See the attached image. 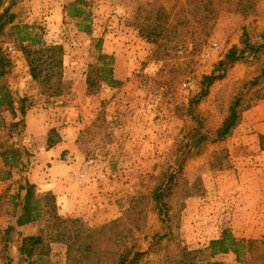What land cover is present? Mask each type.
<instances>
[{
    "label": "rangeland",
    "instance_id": "374dc122",
    "mask_svg": "<svg viewBox=\"0 0 264 264\" xmlns=\"http://www.w3.org/2000/svg\"><path fill=\"white\" fill-rule=\"evenodd\" d=\"M87 1L92 34L80 31L76 20L65 15L64 5L71 0H21L15 8L16 21L38 25L41 27L38 31L48 42L65 46L64 76L70 82V89L62 96L46 97L33 80L26 82L27 89L24 87L23 95L19 94L21 57L18 50L11 52L8 48L13 64L7 82L13 84L12 90L18 97L27 98V106L42 104L56 110L54 114L65 116L64 120L61 118L62 126L71 116L77 127V153L86 161L103 166L107 180L100 184L119 200L121 215L129 207L132 195L151 191L163 170L183 163L171 200L173 234L141 264H158L167 255L176 256L182 246L206 247L226 227L238 237L264 238V156L254 147L252 139L245 137L246 130L235 129L222 142L209 138L200 147H189L197 122L185 112L190 98L200 90L204 75L215 70L231 47L244 45V31L253 36L264 30V0L255 1L254 11L248 7V0L242 4L240 0H215L219 17L201 47L194 45L200 32L193 24L184 26L173 40L152 43L139 36L137 25L148 12L172 11L179 0ZM241 7L253 13L244 16L239 12ZM189 15L191 19L194 17L192 13ZM99 38L103 39L102 50L115 56V75L122 84L104 85L99 93L89 95L87 73L90 63L97 62ZM213 40L221 44L220 50L211 48ZM9 45L14 47L12 43ZM204 50L210 51V57H202ZM263 68L264 52L254 60L227 64L226 75L210 86L209 94L197 106L204 120V133L214 136L229 113L239 87L260 75ZM258 90L263 97L264 74ZM251 95L246 96V101L252 104L260 99ZM1 120L7 123L13 120L12 112L1 109L0 143L19 142L30 151L25 134L9 137ZM69 156L77 160L76 155L69 153ZM2 163L0 155V170ZM17 186L16 182L7 180L0 183V196L16 192ZM12 221V217L0 214V229ZM43 225L40 221V227ZM158 230L164 231V226L158 212L150 206L147 225L138 235L143 247L147 248ZM20 245L16 244L9 252L17 255L13 264L23 262L16 250ZM52 255L49 263L65 264L62 250L53 251L52 246ZM218 258L227 264H238L234 253L221 254Z\"/></svg>",
    "mask_w": 264,
    "mask_h": 264
},
{
    "label": "trees",
    "instance_id": "16d2710c",
    "mask_svg": "<svg viewBox=\"0 0 264 264\" xmlns=\"http://www.w3.org/2000/svg\"><path fill=\"white\" fill-rule=\"evenodd\" d=\"M240 0L239 2H243ZM256 0H248L249 8L255 10ZM21 0H0V112L7 109L12 112L13 120L1 125L7 129L9 137H18L26 129L27 98L18 97L7 82L13 59L7 52L9 44L21 51L27 61L33 80L39 85L40 92L46 97L64 95L71 87L64 76L65 46L62 43L48 42L36 24L16 21L15 8ZM7 3V4H6ZM87 0H74L64 5L70 19L76 20L80 31L92 34V18L87 9ZM253 11H251L253 13ZM244 16L251 15L246 8L239 9ZM193 14L192 17L189 14ZM219 17L215 0H179L174 10L148 12L144 21L138 23L139 36L148 42L173 40L182 28L194 25L200 37L194 39V45L202 46L213 31ZM8 35L9 38L5 37ZM102 38L98 39L99 54L97 62L90 63L86 80L89 95L100 92L104 85L117 87L122 81L115 75V56L102 50ZM242 47L234 45L218 61L215 70L204 75L200 90L189 100L185 112L192 116L197 126L193 129V139L189 147H200L207 140L222 142L230 137L243 119L244 110L253 104L246 96L264 98L259 94L258 85L261 74L242 83L233 96L229 113L217 128L213 137L202 131L204 120L197 112V106L209 94L210 86L226 75L227 64L259 58L264 52V30L251 36L246 30L242 35ZM8 45V46H7ZM195 140V142H194ZM62 141L57 128L48 132L47 148ZM264 149V137H261ZM2 169L0 180L12 178L15 169L26 170L30 166L32 153L19 142L0 143ZM227 156V155H225ZM220 157L219 167L222 166ZM182 162L179 166H169L158 176L153 189L147 193H135L131 196L129 207L123 214L106 222L98 228L87 227L79 217H65L59 213L57 196L51 192L39 193L37 186L28 179L20 181L14 193L0 196V214L12 217L13 221L0 229V264L17 262V255L9 253L16 244V250L22 255L21 264H49L52 246L61 243L66 246L65 264H141L151 252H156L165 239L173 234L170 227L171 200L176 193ZM5 204L7 207H5ZM150 206L158 212L164 231L158 230L151 236L147 248L138 240L147 225ZM5 207V209H3ZM43 221L34 235L24 236L20 227L31 222ZM234 253L238 264H264V238H246L235 235L230 227L224 228L220 235L210 240L206 247L189 249L182 246L176 256H165L158 264H227L218 258L221 254Z\"/></svg>",
    "mask_w": 264,
    "mask_h": 264
},
{
    "label": "crops",
    "instance_id": "0c3cea01",
    "mask_svg": "<svg viewBox=\"0 0 264 264\" xmlns=\"http://www.w3.org/2000/svg\"><path fill=\"white\" fill-rule=\"evenodd\" d=\"M19 57L21 59L17 86H19V94L23 95L26 82L33 81V78L21 51H19ZM20 66L21 69L23 67L22 70ZM9 86L13 88L11 82ZM55 111L42 104L32 103L27 107L26 129L23 134L27 140V147L32 153L29 159L30 166L26 170L16 169L12 178L7 181L16 182L19 186L20 181L28 179L37 186L39 193L51 191L57 196L59 213L63 216L79 217L89 227L101 226L121 215V205L119 200L115 199V195L107 192L99 181L91 179L88 185H82L73 176L79 168L84 166L86 159L77 153L75 145L77 127L71 120V116L69 122L62 126L61 118L64 120L65 116L60 117L54 114ZM52 128L59 130L62 141L47 148L48 132ZM239 130H246L245 137L252 139L254 147L264 156V149L261 147V137H264V98L257 100L250 108L244 110L242 122L235 131ZM69 153L76 155L77 160L69 156ZM5 182L0 181V183ZM39 228L40 222H31L20 227L24 236L37 234ZM57 249L62 250L65 256L64 244L55 243L53 251Z\"/></svg>",
    "mask_w": 264,
    "mask_h": 264
},
{
    "label": "built area",
    "instance_id": "2783aa9c",
    "mask_svg": "<svg viewBox=\"0 0 264 264\" xmlns=\"http://www.w3.org/2000/svg\"><path fill=\"white\" fill-rule=\"evenodd\" d=\"M211 48L215 51L221 49V44L217 40L211 42ZM8 50L15 52V48L12 45H9ZM203 58L210 57V51L204 50L202 52ZM73 176L78 180L82 185H88L91 179H95L99 182L105 183L107 180V173L104 170L103 166L100 163L93 162L92 160L86 161L82 168L76 171Z\"/></svg>",
    "mask_w": 264,
    "mask_h": 264
}]
</instances>
